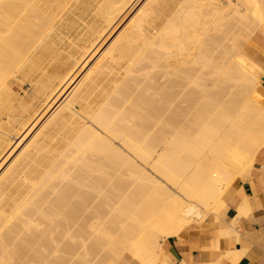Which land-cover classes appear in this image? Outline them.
Wrapping results in <instances>:
<instances>
[{
	"label": "bare ground",
	"instance_id": "6f19581e",
	"mask_svg": "<svg viewBox=\"0 0 264 264\" xmlns=\"http://www.w3.org/2000/svg\"><path fill=\"white\" fill-rule=\"evenodd\" d=\"M143 1L0 0V170L62 99L0 175V264H157L264 147V0Z\"/></svg>",
	"mask_w": 264,
	"mask_h": 264
},
{
	"label": "crops",
	"instance_id": "0c3cea01",
	"mask_svg": "<svg viewBox=\"0 0 264 264\" xmlns=\"http://www.w3.org/2000/svg\"><path fill=\"white\" fill-rule=\"evenodd\" d=\"M260 29L253 38L264 47ZM246 48L244 60L264 77V53L249 42ZM225 201L220 218L210 213L166 237L165 257L157 264H264V147L249 172L227 189ZM131 262L124 258L117 263Z\"/></svg>",
	"mask_w": 264,
	"mask_h": 264
},
{
	"label": "rangeland",
	"instance_id": "374dc122",
	"mask_svg": "<svg viewBox=\"0 0 264 264\" xmlns=\"http://www.w3.org/2000/svg\"><path fill=\"white\" fill-rule=\"evenodd\" d=\"M144 1H146V0H144ZM144 1H143V3H144ZM142 3V4H143ZM142 4H139V8L142 6ZM138 5V4H137ZM139 8H137V10L139 9ZM134 10V9H133ZM137 10H135V12L137 11ZM132 12V11H131ZM135 12H132L133 14L135 13ZM131 18V17H130ZM129 18V19H130ZM128 19V20H129ZM119 27V26H118ZM124 27V25L122 26V28ZM122 28L120 27V28H116V30L115 31H117L116 32V34L115 35H113V34H111L110 36H109V39H107L106 40V42L107 43H105L104 42V46L102 47L103 49L101 50V52L96 56V55H94V56H96V57H94L92 60V62L90 63V65L85 69V71L78 77V79L75 81V83L72 85V87H74V85L80 80V78H82V76L86 73V71L90 68V66L98 59V57L101 55V53H103V51L110 45V43L112 42V40L117 36V34L122 30ZM114 31V32H115ZM113 32V33H114ZM112 37V38H111ZM67 38V37H66ZM111 39V40H110ZM108 41H110V42H108ZM81 43H82V41H81ZM77 46H74V47H66V49H64L63 51H61V52H63L62 54L64 55V57L62 58L63 59V61L66 59V60H68V59H70V60H72V61H74L75 62V60L76 59H74L75 58V56L77 57V58H79L80 57V55L81 54H78V53H80V48L79 47H77ZM70 48V49H69ZM76 48V49H75ZM79 48V49H78ZM78 49V50H77ZM67 50H68V52H67ZM75 50V51H74ZM65 51V52H64ZM79 51V52H78ZM72 55V57L70 56V55ZM78 54V55H77ZM74 55V56H73ZM68 58H67V57ZM79 56V57H78ZM91 61V60H90ZM14 78V77H13ZM28 84V85H27ZM72 87L69 89V90H67V93L72 89ZM20 89L18 90V91H20L21 93H23V94H27V91H29V92H31V88H32V85L30 84V83H28V82H26V83H24L23 84V87H19ZM22 89H23V91H22ZM25 90V91H24ZM27 90V91H26ZM25 92V93H24ZM22 94V95H23ZM62 101V99H60L59 100V102L55 105V107L53 108V111H54V109L59 105V103ZM36 103H38V104H36ZM43 102H42V100H35V107L36 108H38V107H40L41 106V104H42ZM50 110V109H49ZM52 110L51 111H48V112H45L44 113V115L42 116L43 117V119H42V117H41V119H40V123L38 124L37 123V127L34 129V130H32V131H30L29 132V134L28 135H26L21 141H20V143H19V145L14 149V151L12 152V154L10 155V157H9V160L7 161V163L2 167V169L0 170V175H1V173L4 171V169L12 162V160L16 157V155L21 151V149L26 145V143L29 141V139L36 133V131L47 121V119H48V117L51 115V113L53 112ZM50 113V114H49ZM7 119H6V117H4V119L1 121V122H3V121H6ZM10 137L11 138H13V139H15V141L16 140H18V138H15L16 136H14L13 137V135H15L18 131H17V128L16 129H12L11 127H10ZM12 130H14V131H12ZM16 132V133H15ZM13 133V134H12ZM21 135V133H19L17 136H20ZM14 143V141L12 142V144ZM252 166H250L249 168H248V170L245 172V174L247 173V172H249V170H250V168H251ZM194 223V222H193ZM131 264H137L136 262H134V261H132L131 262Z\"/></svg>",
	"mask_w": 264,
	"mask_h": 264
}]
</instances>
